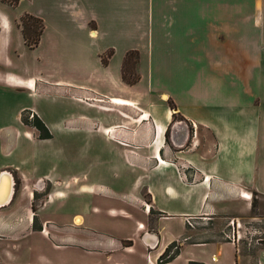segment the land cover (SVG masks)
<instances>
[{"label":"crops","instance_id":"crops-1","mask_svg":"<svg viewBox=\"0 0 264 264\" xmlns=\"http://www.w3.org/2000/svg\"><path fill=\"white\" fill-rule=\"evenodd\" d=\"M25 14L44 24L35 50ZM15 50L34 52L44 72L79 75V88L13 72L0 85L84 110L63 127L25 105L0 135V176L13 178L0 264H159L176 242L166 264H264V248L201 241L186 223L245 214L247 198L264 197V0L0 2V64ZM129 51L133 86L122 80ZM24 111L52 138L27 128ZM56 133L80 136L79 153L45 148Z\"/></svg>","mask_w":264,"mask_h":264},{"label":"rangeland","instance_id":"rangeland-1","mask_svg":"<svg viewBox=\"0 0 264 264\" xmlns=\"http://www.w3.org/2000/svg\"><path fill=\"white\" fill-rule=\"evenodd\" d=\"M34 63L36 64L34 65ZM37 63L34 52L22 50V53H18L15 50L11 53V64H0V72H13L25 78L30 76L34 78L42 77L47 82L55 83L58 81L63 86L79 88V82H81L79 75H74L68 71L62 72L60 75H54L50 71L44 72L41 69L44 67ZM25 105L36 106L42 112L41 114L47 117L49 122L53 124L60 123L63 127L80 124V116L84 110L80 104L65 99V97L52 99L45 94L35 96L26 90H11L6 86L0 85V135H6L10 129L16 127L17 122L14 113ZM132 114L136 115V112L133 110ZM37 119V117L31 118V113L28 111H24L21 114V122L39 135L34 128ZM53 135H55L54 139L48 141L44 145L45 148L56 150L59 147H70L76 153H79L80 136L78 137L71 133L66 135L56 133ZM247 199L250 200V209L245 214L219 216L212 220L199 217L191 220L194 227H190L188 224L187 227H189L193 235L197 236L195 238L198 240H208L218 234L221 235L222 239L226 240L225 233L230 234L232 232L231 223L234 222L236 229L240 228V246L243 249L245 248L250 255H254L258 247L264 248V197L254 196ZM226 241L229 242L228 240ZM175 245L171 253L179 251V243L176 242Z\"/></svg>","mask_w":264,"mask_h":264},{"label":"trees","instance_id":"trees-1","mask_svg":"<svg viewBox=\"0 0 264 264\" xmlns=\"http://www.w3.org/2000/svg\"><path fill=\"white\" fill-rule=\"evenodd\" d=\"M0 2L5 3L11 7H17L20 3V0H0ZM20 27L22 29L25 44L28 46L29 49L35 50L40 44L41 37L44 31L43 21L34 16L25 14L20 19ZM110 56L111 53L101 57L103 65H107ZM138 63L139 53L137 51H129L124 59L122 68V80L127 85L133 86L140 81V76L137 72ZM171 108H174V106L171 105ZM34 128L39 133V139L49 140L52 138L51 133L40 119L36 120ZM175 246V243H172L166 248L165 252L162 254L158 261L159 264L169 263L178 256L179 251H177L176 253H171L173 247Z\"/></svg>","mask_w":264,"mask_h":264},{"label":"bare ground","instance_id":"bare-ground-1","mask_svg":"<svg viewBox=\"0 0 264 264\" xmlns=\"http://www.w3.org/2000/svg\"><path fill=\"white\" fill-rule=\"evenodd\" d=\"M164 99H167L164 97ZM117 103H122L120 101H117ZM12 185H13V178L8 173L5 174V176L2 179L1 182V190H0V204H5L9 201L11 195H12Z\"/></svg>","mask_w":264,"mask_h":264},{"label":"built area","instance_id":"built-area-1","mask_svg":"<svg viewBox=\"0 0 264 264\" xmlns=\"http://www.w3.org/2000/svg\"><path fill=\"white\" fill-rule=\"evenodd\" d=\"M31 118H33V115H31ZM187 224L190 227H194L190 220H187ZM231 224H232V232L230 234H225V239L232 244H238L241 240L240 228L236 229L234 222H232Z\"/></svg>","mask_w":264,"mask_h":264},{"label":"water","instance_id":"water-1","mask_svg":"<svg viewBox=\"0 0 264 264\" xmlns=\"http://www.w3.org/2000/svg\"><path fill=\"white\" fill-rule=\"evenodd\" d=\"M5 174H8V173H6V172L5 173H2L1 176H0V190H1V182H2V179L5 176ZM12 190H13V185H12Z\"/></svg>","mask_w":264,"mask_h":264}]
</instances>
